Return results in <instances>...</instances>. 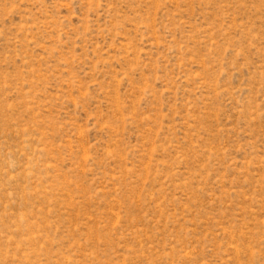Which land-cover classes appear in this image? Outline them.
Wrapping results in <instances>:
<instances>
[{"label":"rangeland","instance_id":"374dc122","mask_svg":"<svg viewBox=\"0 0 264 264\" xmlns=\"http://www.w3.org/2000/svg\"><path fill=\"white\" fill-rule=\"evenodd\" d=\"M0 264H264V0H0Z\"/></svg>","mask_w":264,"mask_h":264}]
</instances>
